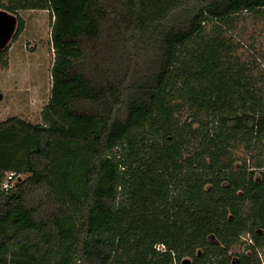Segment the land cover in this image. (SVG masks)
I'll list each match as a JSON object with an SVG mask.
<instances>
[{"label": "trees", "instance_id": "obj_1", "mask_svg": "<svg viewBox=\"0 0 264 264\" xmlns=\"http://www.w3.org/2000/svg\"><path fill=\"white\" fill-rule=\"evenodd\" d=\"M0 7L49 10L55 55L41 123L0 121V185L20 175L0 189V264H262L264 71L231 29L264 0Z\"/></svg>", "mask_w": 264, "mask_h": 264}, {"label": "rangeland", "instance_id": "obj_2", "mask_svg": "<svg viewBox=\"0 0 264 264\" xmlns=\"http://www.w3.org/2000/svg\"><path fill=\"white\" fill-rule=\"evenodd\" d=\"M0 10L8 12L1 7ZM8 13L16 19L20 16L24 29L15 40L12 36L4 48L7 52L3 58L6 66L0 65V121L16 116L41 123V111L50 97L51 67L55 57L51 44L53 17L46 9ZM231 32L240 59L252 62L254 69L264 71V17L242 12ZM183 119L184 115L181 121ZM251 242L250 236L244 234L233 251L247 253L246 245ZM258 256L264 264V247L258 248Z\"/></svg>", "mask_w": 264, "mask_h": 264}, {"label": "water", "instance_id": "obj_3", "mask_svg": "<svg viewBox=\"0 0 264 264\" xmlns=\"http://www.w3.org/2000/svg\"><path fill=\"white\" fill-rule=\"evenodd\" d=\"M17 19L13 14L0 10V50L4 49L15 33ZM181 264H190V260L185 258Z\"/></svg>", "mask_w": 264, "mask_h": 264}, {"label": "built area", "instance_id": "obj_4", "mask_svg": "<svg viewBox=\"0 0 264 264\" xmlns=\"http://www.w3.org/2000/svg\"><path fill=\"white\" fill-rule=\"evenodd\" d=\"M20 175H17L15 172H7L4 175V178L1 182L0 189L3 191H8L13 185L15 180L19 177ZM156 250L158 251H164L165 247L162 244H157L155 246Z\"/></svg>", "mask_w": 264, "mask_h": 264}]
</instances>
